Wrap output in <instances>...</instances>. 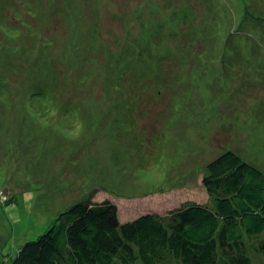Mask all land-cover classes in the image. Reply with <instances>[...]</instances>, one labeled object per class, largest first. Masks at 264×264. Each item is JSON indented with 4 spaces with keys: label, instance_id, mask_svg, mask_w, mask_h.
Masks as SVG:
<instances>
[{
    "label": "rangeland",
    "instance_id": "374dc122",
    "mask_svg": "<svg viewBox=\"0 0 264 264\" xmlns=\"http://www.w3.org/2000/svg\"><path fill=\"white\" fill-rule=\"evenodd\" d=\"M227 149L264 171V0H0V264L79 200L213 206Z\"/></svg>",
    "mask_w": 264,
    "mask_h": 264
},
{
    "label": "trees",
    "instance_id": "16d2710c",
    "mask_svg": "<svg viewBox=\"0 0 264 264\" xmlns=\"http://www.w3.org/2000/svg\"><path fill=\"white\" fill-rule=\"evenodd\" d=\"M204 173L213 206L186 201L167 214L121 221L111 199L79 200L21 245L13 264H257L255 255H264V171L227 149Z\"/></svg>",
    "mask_w": 264,
    "mask_h": 264
},
{
    "label": "bare ground",
    "instance_id": "6f19581e",
    "mask_svg": "<svg viewBox=\"0 0 264 264\" xmlns=\"http://www.w3.org/2000/svg\"><path fill=\"white\" fill-rule=\"evenodd\" d=\"M251 63H252V61H250ZM207 70H209L210 71V69L209 68H207ZM206 70V71H207ZM216 79H221V76H220V74H219V76H217V75H215L214 76ZM200 79V73H198V75L195 77V79H194V81H193V83H195V86H197V93H196V95H195V98L196 97H199V98H202V99H206V100H210V98H213V99H215V97H212L211 95H209V93H208V90L207 89H205V88H203V86L202 85H200V82H198V80ZM240 79V78H239ZM235 83V82H234ZM235 85H236V83H235ZM220 89H221V91L222 90H224L225 89V87L224 86H221L220 87ZM239 99H241L240 97H239ZM216 100V99H215ZM249 102H251V101H249ZM258 105V103H253L252 102V104L250 105L251 107H256ZM228 106H232V104H228ZM253 107V108H254ZM237 115V114H236ZM243 115H242V110L239 112V114L236 116L237 117V121H239L240 119H241V117H242ZM200 124V123H199ZM207 124H209V123H205L204 125H207ZM206 128H203V130H205Z\"/></svg>",
    "mask_w": 264,
    "mask_h": 264
}]
</instances>
